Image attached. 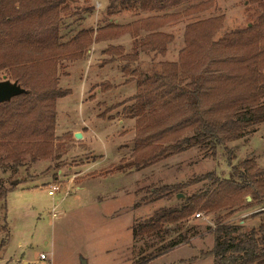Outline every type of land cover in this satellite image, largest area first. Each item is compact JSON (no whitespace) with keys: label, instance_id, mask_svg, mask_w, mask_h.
Masks as SVG:
<instances>
[{"label":"rangeland","instance_id":"rangeland-1","mask_svg":"<svg viewBox=\"0 0 264 264\" xmlns=\"http://www.w3.org/2000/svg\"><path fill=\"white\" fill-rule=\"evenodd\" d=\"M122 1L52 0L53 6L60 4L52 25L56 38L52 46L41 50L30 42L17 43L22 36L29 41L41 39L47 28H37L36 19L20 21L15 16H0V59L19 54L40 60L54 56L56 59L54 63L43 60L35 66L0 65V82H17L29 91L27 98L16 97L0 104V158L6 139L13 145L40 144L47 134L49 116L46 102L40 96L48 90L66 94L57 98L53 107L52 147L55 146L60 158L31 163L26 154L19 166L0 161V188L8 190L5 200L0 201V264H81V259L86 264H141L150 253L169 242L172 235L133 241L132 226L148 220L162 207H178L190 195L210 189L211 181L194 184L179 194L170 188L209 173L227 179L231 167H238L244 160H252L264 169V124H261L254 133L227 144V150L233 154L231 163L224 147H218L213 157H204L203 152L193 147L139 170H129L126 164L132 161L135 119H128L127 109L123 111L128 104L118 107L136 94V83L144 81L145 75L161 73L163 63H179V56L187 47L188 25L218 18V29L213 35L217 41L230 32L257 24L264 8L250 0H190L174 7L166 3L163 8L143 12L134 4L131 9L122 10ZM199 3L211 5L201 12L188 10ZM26 6L25 16L35 9L41 20L48 18L46 7ZM23 12L20 17H24ZM154 16L162 18L156 21L162 27L155 32L172 40L164 54L147 50L140 53L131 38L133 22ZM110 24L118 27L110 28ZM113 34L118 37L108 39ZM147 34L139 31V38ZM86 37H90L91 43L78 59L63 58L84 46ZM95 39L99 41L96 43ZM119 40L122 41L117 44ZM109 42L114 43L107 45ZM135 53L138 58L132 61ZM124 66L129 67L126 77L132 82L123 80ZM134 69L136 73L132 74ZM25 101L33 105L25 106ZM75 134H80V138ZM19 149L26 150L20 146ZM51 186L58 187L53 196L48 195ZM160 189L165 190L160 193ZM249 202L251 199L246 197V202L229 216L233 223L246 229L260 224V217L250 216L264 208V201L246 205ZM212 217L216 219L215 215L195 211L183 228L194 226L202 235L191 237L189 233L188 243L147 264H181L209 251L213 236L207 233V228L214 224ZM227 217L222 215L223 219ZM41 253L46 255L45 261L39 260ZM190 264H213V261L197 259Z\"/></svg>","mask_w":264,"mask_h":264},{"label":"trees","instance_id":"trees-1","mask_svg":"<svg viewBox=\"0 0 264 264\" xmlns=\"http://www.w3.org/2000/svg\"><path fill=\"white\" fill-rule=\"evenodd\" d=\"M189 1L123 0L120 5L122 10H129L134 4L141 11L148 12L163 8L166 3L174 7L181 2ZM51 2L52 0H0L1 17L15 16L20 21L36 19L37 28H47L43 38L29 41L28 37L22 36L18 40V45L30 42L29 44L32 43L41 50L54 44L52 41L56 38V32L53 31L52 25L56 21L60 4L53 6ZM250 2L264 8V0H250ZM208 3L190 6L188 10L193 8L192 10L196 12L205 11L211 5ZM26 5L35 8L46 7L45 13L48 14L46 21L35 14V9L30 10L25 16V8L28 7ZM22 12L24 17H20ZM161 19L154 16L133 22L131 38L134 40V48L141 52L147 50L159 54L165 53L166 45L172 38L155 32L157 28L162 27L156 22ZM219 21L218 18H213L188 25L185 31L187 47L180 54L179 63H163L161 73L152 77L145 75L144 81L136 83V94L118 106L124 107L128 104L129 106L123 108V111L127 109L128 119H135L132 161L126 164L129 170H139L193 147L203 152L204 157H213L218 147L227 150V144L254 133L255 127L264 124V13L259 16L257 24L230 32L214 41L213 35L218 29L216 25H219ZM110 25V28L118 27ZM25 27L28 28V24ZM139 31L148 34L144 38H139ZM117 37V34H113L109 35L108 39L113 40ZM86 38V43L79 47L76 53L63 58L78 59L84 47L91 43L90 37ZM97 41L99 40H94L96 43ZM132 56V61H136L138 54ZM43 60L44 63L51 64L56 59L54 56L52 59L40 60L19 54L0 59V65L35 66L43 63ZM128 68L124 66L121 69L124 77ZM131 73H136V69ZM126 78L125 82H132L128 77ZM23 89L25 93L16 97L27 98L29 91ZM65 95L48 90L40 96L46 102V113L49 114L45 130L47 134L42 142L36 145L22 142L13 145L11 141L8 142L9 139H6L7 145L3 144L4 155L0 158L1 162H12L19 166L26 154H29L31 163L60 158L55 146L52 147V140L55 139L53 107L55 100ZM30 105H33V102L25 101V106L30 107ZM20 140L19 137L18 141ZM19 146L26 148L27 151L24 149L20 151ZM227 152L228 161L231 163L233 154L228 150ZM206 180L211 181L210 189L190 195L178 207H162L148 220L132 226L133 241L145 237L155 239L159 236L172 235L169 242L150 253L141 264H147L148 261L167 251L188 243L189 233L192 234L191 237L201 236L202 234L194 226L183 228L195 211L216 217V219L211 218L214 224H210L211 226L207 228V233L213 236V246L207 252H200L198 259L211 257L213 264H264V210L250 216V218H261L260 224L250 229L233 223L229 217L235 208L246 202V197L251 199V202L246 203L248 206L255 203L262 204L264 169L258 168L252 160H244L238 167H231V175L227 179H219L209 173L170 189L179 194L183 189ZM165 189H160V193ZM7 191L0 188V201L5 200ZM223 214L228 216V219H223ZM218 215L221 217L219 218ZM166 226L172 227L173 230H167ZM172 233L175 235L173 236Z\"/></svg>","mask_w":264,"mask_h":264},{"label":"water","instance_id":"water-1","mask_svg":"<svg viewBox=\"0 0 264 264\" xmlns=\"http://www.w3.org/2000/svg\"><path fill=\"white\" fill-rule=\"evenodd\" d=\"M23 93H25V90L16 82L13 83L9 81L0 82V104L9 102L12 98L16 96H20ZM75 137L80 138V134H75ZM247 200H250V198L247 197ZM80 263L86 264L82 259L80 260Z\"/></svg>","mask_w":264,"mask_h":264},{"label":"built area","instance_id":"built-area-1","mask_svg":"<svg viewBox=\"0 0 264 264\" xmlns=\"http://www.w3.org/2000/svg\"><path fill=\"white\" fill-rule=\"evenodd\" d=\"M56 191H58V187L57 186H51L48 190V195L53 196ZM262 210H264V208ZM199 216H200V214H196V217H199ZM46 259H47V257L45 254H42V253L39 254V260L40 261H45Z\"/></svg>","mask_w":264,"mask_h":264},{"label":"crops","instance_id":"crops-1","mask_svg":"<svg viewBox=\"0 0 264 264\" xmlns=\"http://www.w3.org/2000/svg\"><path fill=\"white\" fill-rule=\"evenodd\" d=\"M117 21H118V20H117ZM121 41H122V40L116 41V43L119 44V43H121ZM128 41H129V40H128ZM113 43H114V42H109L108 44H107V43H106V44H107V45H113ZM122 43H123V42H122ZM120 45H121V44H120ZM125 50H126L125 53L128 54V50H129V49L127 48V46L125 47ZM140 53H142V52H140ZM140 53H139V55H140ZM144 56H145V55H144ZM145 57H146V56H145ZM122 77H123V76H122ZM126 79H127V78H123L124 81H125ZM195 258H196V257H195ZM208 258H211V257H208ZM197 259H198V258H197ZM197 259H196V260H197ZM204 259H205V258H204ZM186 261H188V262H186ZM193 261H195V260H193ZM190 262H192V261L185 260V261L181 262V264H190Z\"/></svg>","mask_w":264,"mask_h":264}]
</instances>
